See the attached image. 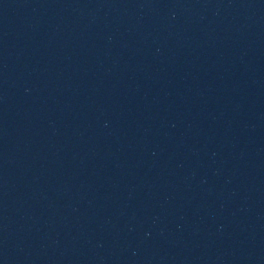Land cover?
I'll return each mask as SVG.
<instances>
[{
	"label": "water",
	"instance_id": "obj_1",
	"mask_svg": "<svg viewBox=\"0 0 264 264\" xmlns=\"http://www.w3.org/2000/svg\"><path fill=\"white\" fill-rule=\"evenodd\" d=\"M0 264H264V0H0Z\"/></svg>",
	"mask_w": 264,
	"mask_h": 264
}]
</instances>
